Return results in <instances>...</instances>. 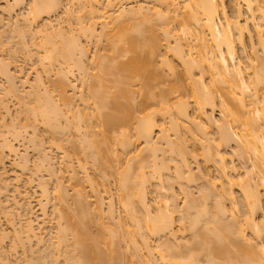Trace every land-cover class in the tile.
<instances>
[{
	"label": "bare ground",
	"instance_id": "obj_1",
	"mask_svg": "<svg viewBox=\"0 0 264 264\" xmlns=\"http://www.w3.org/2000/svg\"><path fill=\"white\" fill-rule=\"evenodd\" d=\"M58 1H60V0H31L30 1L31 6L29 4V6H30L29 11L31 10V13L33 12L31 15H34V13H36V17H37V15L38 16L40 15L38 12L41 13V11L43 12V10H46V12H47L48 9L50 11L51 8L56 6V4H59ZM191 1H192L191 2L192 4L188 3V1L185 2V0H183V2H185L184 3L185 5H183V6L187 7V9H189V7L187 5H189L190 7L191 6H193V7H191V9H189V10H185L187 12H184L182 14L180 21L177 20V22H180L178 25V28L173 29L172 27H170V23L173 21V19H176L175 18L176 14L175 15H172V14H174L177 11L175 4L181 3V2L180 1L178 2L177 0H159V3H160L159 7L160 8L157 6L158 8L155 7V9L154 8L152 9V13H153L152 17H153V15L157 16V17H154L155 20L158 17L160 19L163 18L161 21H165L167 19L166 21L168 23H165L166 21L164 22L163 25L161 23H159L162 25V26H160V30L163 33L162 38H160V35H158L159 32H157V31H160V30H156L157 29V26H155L156 23L153 25L154 21L152 22V21L147 20L146 21L147 23L144 22L143 26H141L143 24V22H141V20H140V22H137L136 24L134 23V25H133V23L132 24L127 23L129 19H126V18L128 16H129V18H131V17L133 18V17H137V16H138L137 18H139V19L141 18L140 15L144 14L142 12V10L144 8L143 6H137L136 8L134 7L133 11H131L132 8L130 9V11L124 9L127 12L129 11L127 13V17L125 18L127 22L125 21L126 22L125 23L123 21L124 22L123 23L121 20V22L123 24L118 22L120 25L116 24V27H113V26H115L116 21H118V20L120 21V19H122V16L125 14V11L122 9L121 11H123V13L117 11L118 12L117 14L111 16V14L108 13V12H110L109 10H111V9H109V7L111 5L109 6L110 2L109 3L107 2L108 3L107 5L109 6L108 12L106 11L107 13L103 14L102 13L103 10L101 11V13H102L101 16H103L104 18H101L102 21L100 20L101 25H102L100 30H103V32L101 31L100 33L104 34V30L106 28L105 25L108 22L109 23L112 22L114 24L112 26L114 29L111 28V31H112L111 33H110V30L106 31V32L110 33L108 40L106 38V37H108L107 36L108 34L105 36V39L108 41V42L105 41L106 42L105 44L106 45L108 44L107 49L109 48L108 50L110 52L106 50L104 54H107V57L109 56V58L111 59V60L108 59L109 63L111 65L108 62H106L107 65H105V63H104V66L106 68L104 70L103 63H101V65L97 64L98 67L97 66L96 67L97 68L100 67L99 70L101 69V67H103L102 69L104 70L105 76H101V74L103 75V73L101 72L102 70L99 72L96 69L97 72L100 73V75L96 72H94L93 74H96V75L98 74L97 78H99V79H101L103 77L101 80L102 82L99 81V79L95 78L96 80L99 81V82L97 81V83H96V85H98V84L99 85L97 87L94 86L97 90V93H96L95 88H93V89L89 88V90H90L89 95L94 96L96 99H99L97 104H95L96 101L93 103V108H91V109H93V111H95V112L92 111L93 115L95 113V115L98 116V119L100 121V123H99L100 125L97 123L98 127H100L99 129L97 127L98 131L100 132V135H99L100 138L98 137V135H96V133H95L96 130H95V132L92 131V134H91L95 138L94 139L92 137V140L94 139V141H92L93 143L91 142V138H90L91 136L89 137V135H90L89 133H91V132H89L87 135L88 139H85L86 135L84 138H80V139H83L81 141H84V139H85V141H87V146L92 147L91 144L95 145V147L93 146L94 152L92 150V152L90 154L95 153L97 156L98 154H100V153L103 154V152H105L106 155L104 153L105 157H103V158L104 159L106 158L108 162L110 160H108L109 157L107 156V154L110 153L108 155H111V151H112L111 147H109V145H115L116 143H118V145H120V147L125 148L123 150H126L127 147H129L128 145L132 143V140H131L132 137H134L133 141H136V140L138 141V139L139 140L142 139V141L144 142V144H143L144 146L142 147L141 150L147 149L146 151L149 154V156H148L149 158L147 157L148 160L146 161V157H145V161H144V157L141 156L143 160L137 161V163H138V164H136L137 168H135L134 166H131L130 164H127L128 169L125 167L126 166L125 165L124 166L125 169L122 168V171L120 169L121 172L118 171L120 173L118 176V180H119L118 189L120 188L119 190H121V191H119V192L122 193V196L124 195L123 197L120 195L121 200H123L122 205L127 210L128 214L130 216V219H131L130 221H132V223H131L132 224V226H131L132 227V230H131L132 233L130 232V230L126 229L127 226L125 224L124 226L126 228L124 230H127L129 232L128 233L127 231H125V234L126 233H127V235L129 234L128 238L130 235L132 236V234L136 235V236L134 235L133 237H130L129 239H127V240H130L129 241L130 243L132 242L130 245H132L134 252H136L135 250H138V248L136 247L137 245L139 246L137 241H139L140 244L142 245V247L145 249L144 255H146L145 256L146 258H144V259L141 258L143 260L142 262L144 264H157L158 261H161L163 264H189V263L190 264H264V254H262V250H264L263 249L264 243H260V242L258 243L257 241H254V239H253V238H255V240H257L258 238H260L264 234V223L263 224L261 223V221L264 222V0H234V1L231 0V5H232V7H234V19L230 18L227 15L228 13L226 10L227 7L225 5L226 4L225 0H191ZM80 2H81V0H80ZM97 2H98V0H97ZM241 2L244 4V7H245L246 11L248 12L247 16H245V17H242L243 13L240 10V5H241L240 3ZM15 3H16V1H15ZM17 3H21V2L19 1ZM81 3L83 4V2H81ZM91 3L92 2H90L89 4H91ZM93 3H96V2L94 1ZM186 3H187V5H186ZM103 6H105V5H103ZM161 6H163V7L161 8ZM104 8L105 7H103V9ZM91 11L93 12V10H91ZM96 11H97V9H96ZM28 14H29V12H28ZM97 15L100 18V12ZM149 16L151 17V14H149ZM146 17L147 16H145V18H144V15L142 16V18H144L145 20L148 18V17L147 18ZM169 17L170 18L173 17V19L170 20ZM33 18H35V17L33 16ZM33 18H31V19H33ZM164 18H165V20H164ZM133 19H135V18H133ZM150 19H152V18H150ZM256 19L260 20V23L258 22L259 23V29H256L254 27V33H253L249 29L248 23L250 21H252V20L254 21ZM75 20H77V18ZM80 20L81 19H79V21ZM145 20L142 19V21H145ZM136 21H137V19H136ZM148 21L151 24H149ZM133 22H135V21H133ZM158 22L159 21H157V23ZM45 23H43V25ZM77 23H79V22H77ZM47 24H45V25H47ZM29 25H31V24H29ZM110 25H112V24H110ZM27 26H26V28H27V30H29L30 28ZM89 26H93V25H90V23H89ZM104 26H105V28H104ZM107 26H108V24H107ZM46 27L43 28L44 31H45ZM155 27H156V29H155ZM85 29L86 28H83L81 31L85 32L84 31ZM232 29L235 30L234 31L235 33H233ZM15 30H16V28H15ZM21 30H19V31L21 32ZM42 30L39 28L38 32L40 33ZM56 30H58V29H56ZM56 30L54 29L55 32H56ZM106 32H105V34H106ZM61 33H59V34H61ZM78 33L79 32H77V35H78ZM245 33L247 35H245ZM62 34L56 35V36L61 38ZM68 34L65 36V38H67ZM97 34H99V33H97ZM253 34L255 35L254 38L256 39L255 44L253 43V42H255V40L253 39ZM90 35H92V34H89V36ZM100 35H102V34H99L96 38L99 37L101 39L102 37ZM185 35L188 36L189 41H188V39L186 40V38L184 37ZM49 36H51V35H49ZM94 36H95V33H94ZM244 36H247V39L250 40L248 43L249 47H250L249 48L250 56L248 57L247 55H249V54L246 53L247 55L244 54V56H243L244 58L240 59L238 54H237V50H236L237 46L236 45H238V47H240L241 51H243L245 53L246 44H245V37ZM23 37H24V35H23ZM23 37H21L22 40H24ZM73 37H74V35H73ZM62 38H61V40H63ZM45 39H47L49 41L48 38L45 37ZM79 39L80 38H78V40H77V38H75V37L73 39L71 38V40L74 42L73 47L71 45L73 42L70 44L69 40H67L69 43H66L63 40L62 46H60V45L57 46L55 44L58 49L53 44L55 42H53L52 43L53 45H51L52 49L46 50L45 53L43 54L44 56L41 58H43V60L46 59L47 64L49 63V66L53 63V62L51 63V61L56 56H59V58L60 59L62 58V60L69 58L70 60H72L71 62H73L72 67L75 64L74 67L79 69V67H77L78 64H76V62L73 61V59H71L72 56L75 55V53H76V55L78 54V57H80V56L82 57V54L84 55L83 52L84 51L86 52V50L83 49L84 45L82 46L80 44L81 41ZM251 39H253V41ZM76 40L78 42L79 41L80 42L76 43L77 42ZM183 40H186L185 43L183 42ZM98 41H99V39H98ZM187 41H188V43H187ZM23 42L26 43L25 40ZM47 42H46V44H47ZM49 43H51V41H49ZM63 43H64V45H63ZM160 46L163 47V49L161 50L162 52H160ZM23 47H24V44H23ZM49 47H50V45H49ZM25 48H27V47H25ZM47 48H45V49H47ZM193 48H195V55H193L191 53V50ZM108 52H109V54H108ZM123 56L126 59L120 60L119 57H123ZM74 57H76V56H74ZM102 57L104 58L106 56L102 55ZM55 60H56V62H59V61H57L59 59L56 58ZM103 60L105 61V58ZM175 60L178 61V63H179L178 65H180L181 69H178L179 67L176 66L177 63H174ZM1 61H0V63H1ZM99 61L100 60H98V63H99ZM66 62H67V60H66ZM77 62H78V60H77ZM54 63H55V61H54ZM64 63H65V61H64ZM68 63H69V61H68ZM81 63H83V62H81ZM1 64L3 66V67L1 66V68H4V67L7 68L6 70H5V68L3 69L4 72L2 71V73H4V77H9V78H7L9 80H7V81L11 82L10 78L12 77L13 73L9 72L8 67L6 65H4L3 62ZM84 64H86V63H84ZM108 64H109V66H108ZM243 64H244V66H243ZM64 65H66V64H64ZM68 65H67V67L72 68ZM81 66H83V65H81ZM43 68H41V69H43ZM60 68H61V66H60ZM195 68H196V70L198 68L197 73H195V71H194ZM245 68H246V70L247 69L248 70L246 71ZM44 69H46V68H44ZM83 69H84V67H83ZM62 70L63 69L61 68L60 72H63V73H61V75H64V73L67 69L64 71H62ZM46 71H47V69H46ZM67 71H66V73H69ZM245 71L247 72L246 74H245ZM5 73H6V75H5ZM84 74H86V73H84ZM37 75H38L37 78L34 77L35 78L34 82L35 81L36 82L33 83L34 87L33 86L32 87L35 88L36 90L37 89L44 90V91H42V93L44 94L45 92H48V91H46L45 87L43 86L44 83L40 79L41 75L39 73ZM65 75H67V74H65ZM99 76H101V77H99ZM59 77L63 78L60 75H59ZM66 77L67 76H65V78ZM105 77H107L108 79ZM204 77L207 80H205ZM65 78H63L64 79L63 83H66V82H64V81H66ZM163 78H166L168 80V85L166 87L160 86V82ZM68 79L69 78H67V80ZM26 80L24 79V81H26ZM59 80L61 82L62 79L59 78L58 81ZM24 81H23V83H25ZM103 81H105V82L107 81V83H105ZM63 83H60V85L58 84L59 96H60V99L62 98V101H64V100L67 101L68 97L66 98V96H65V87H64L65 85ZM68 83H69V81H68ZM56 84H57V82H56ZM106 84H108V85L110 84L109 87H107L108 85H106ZM10 85H12V84H10ZM93 85H94V83H93ZM90 86H91V84H90ZM87 87H89V85ZM14 88H11V89H14ZM41 88H43V89H41ZM100 88H102V89H100ZM28 89H29V87H28ZM16 90H18V89L16 88ZM34 90L29 89V91H32V94H29V95L33 96V94L36 93V95L34 97H36V100H37V99H39V98H37L38 92L34 91ZM92 90L94 91V93L91 92ZM39 92L41 93V91H39ZM14 93H15V91H14ZM25 94H26V92H25ZM91 94H94V95H91ZM96 94H97L98 98L96 97ZM217 94H218V97H220L219 100H216V99H218ZM98 95H100V96H98ZM135 95H140L142 98V102L147 103V106L149 107L145 111L142 110V113L139 110L140 109L139 107L138 108L135 107V110H136V108L138 109L136 111L133 109L134 107L132 105L135 104L133 102V101H135L134 99H136ZM49 96L50 95H48L46 93L45 97H42L46 100V101L44 100V102H42V103H44L43 105H41L42 104L41 103V104H38L37 106L35 105L36 106L35 107L34 103H32V105L34 107H32V105H29L31 107L28 109H29V112H30V109H32L31 113L33 115H30V117H32V116L37 117L34 119L32 118L33 120H35V119H36V121L39 120V122L42 123L43 126L46 125L47 127L50 128V129L48 128V130H50L52 132L53 130H56V128L61 127V124H59L60 120L58 118L59 117L60 118L61 117L67 118L66 117L68 114L67 112L68 111L70 112L71 109L67 106L70 104H67V102L65 103V101H64L66 108L63 111L62 107L61 108L59 107L61 104H59L57 101H54V99H52ZM40 100H42V99L40 98ZM68 100L70 101V98ZM69 101H68V103H69ZM94 104L97 105L96 108H95ZM62 105H63V103H62ZM216 105H219L220 110L222 111L221 112L222 115L219 116L218 118L213 117V115H212V112L215 110ZM190 106H192V107H190ZM84 108L85 107H83V109L82 108H80V109L84 110ZM95 109L97 111H99V114H98V112L96 114ZM26 111H27V109H26ZM138 111H140L141 114H139ZM83 112L88 113V111H83ZM137 112H138V114H136ZM74 113H76V112H74ZM85 115L84 116L86 118H87V116L88 117L90 115L92 116L91 112L88 114H85ZM84 116H81V117L84 118ZM72 117H73V115H72ZM67 119H65V121ZM74 119H73V121H74ZM132 120H133V123H132ZM258 120H260V123L258 122ZM73 121H72V123L75 124V122H73ZM97 122H98V120H97ZM184 122H186V123L189 122L194 127V128H192V132L190 131L191 129L189 130L187 127V131H190V132H188L187 135L185 134L186 133V128H185L186 123L183 125ZM130 123L132 126L130 125ZM189 123H187L186 126H189L188 125ZM3 124H6V123L3 122ZM57 124H58V126H57ZM67 124H69V121L67 122ZM79 124L80 123H78V127H80ZM85 124H87V125L90 124L89 128L87 127V131H88L91 128L90 127L91 123H85ZM233 124L234 125L236 124V125L234 126ZM46 126H44V127H46ZM182 126H184L183 130H185V133L182 132V129H181ZM3 127H4V125H3ZM3 127H2V129L5 131L6 126L4 128ZM7 127H10V125ZM63 127H61L60 129L65 128V127L64 128ZM73 127H74V125H73ZM83 127H85V129H86V126H83ZM124 127H126V128H124ZM128 127H130V128L133 127V130L129 129ZM210 127L213 128L212 132L214 131V134H213L214 136L211 135L213 138L212 137L210 138L207 136L208 134L210 135V133H207L209 131ZM235 127H237L238 130H235L236 129ZM14 128L12 127V129H14ZM127 128L130 131H129V133L126 134V132H128ZM9 130L10 129H8V131ZM23 130H25V129H23ZM64 130H60V131H64ZM131 130H132V132H131ZM193 130H194V132H193ZM17 131L18 130H16L15 132H17ZM98 131H97V134H98ZM168 131H170L173 134L172 138H170L171 134H169ZM19 132H20V130H19ZM59 132H57V133H59ZM113 132L114 133L117 132V134L119 133V135H116ZM130 132H131V135H129ZM0 133H1V131H0ZM55 133H53V134H55ZM85 133H87V132H85ZM93 133H95V134H93ZM108 133L110 134V136L112 134L115 135V137L113 135H112V137H114V139L116 138L117 140L115 139L116 141L115 140L113 141V138L108 136L109 135ZM154 133H157V134H154ZM206 133H207V135H206ZM14 134L15 135L11 134L12 137L16 136L18 133H14ZM154 135H156L155 139H154ZM0 136L3 137V135H1V134H0ZM82 136H84V135H82ZM96 136L98 138H96ZM116 136H119V138H117ZM109 137H110V140L112 138L111 141L109 140L111 142V144H108L109 143L108 142ZM16 138H18V137H16ZM135 138H136V140H134ZM97 139L100 141L98 142ZM2 140H5L4 144H3L4 146L1 144L0 145L3 146L2 148H4V147L5 148L2 150L0 149V165L1 164L3 165V162L5 161L4 156L2 154V153H5L4 151H8L12 155L17 154V149L13 143L12 144L7 143L6 142L7 138H4ZM94 142H96V143L94 144ZM97 142L100 143L99 144L100 149L96 148V146H98ZM114 142H116V143H114ZM106 143L108 144V147L107 146L105 147ZM84 144L86 145V143H84ZM190 144L191 145L196 144L198 147L191 149V146H189ZM85 145H82V146H85ZM188 146L190 147V150H189ZM80 148H81V146H80ZM41 149H42L41 151H40V149L38 151L41 152V155H42L41 157H43L42 161H41L42 165L45 162L46 164H49L48 167H50L52 165V163H50L51 162L50 161L51 159L49 158L50 156L48 157L47 156L48 154L45 152V150H43V148H41ZM112 149H115V148L112 147ZM193 150L197 152V153L195 152L196 155L200 156L204 163L209 161L217 170L216 182L219 186V192H216L215 189H214L215 192H212L213 190L211 191V194L215 193V194H213L214 196L212 195V197H214L215 199L211 198V199H213V204H212L213 206L211 205L212 207H214L213 209L211 208L210 205H208L209 203L205 204V201H206L205 199L210 195V193H208V195H207V192H204L207 195V197L203 198L204 199V200L202 199L203 201L199 200L201 202L200 203L199 201L198 202L196 201L194 194H192V195H194V197H192L191 193H187V192H189L188 188H187L188 191L186 189H184L185 184L183 182L185 181V183H186V179H187V183H188V181L192 180L191 176H190L192 173L190 171L191 168H190V164H189L190 163L189 159L190 158H192L193 160L196 159V155L194 154ZM158 151L160 152L162 158H160V157L158 158ZM89 152H90V150H89ZM96 152H99V153H96ZM114 152H112V155H114V156L117 155V153L116 152L114 153ZM84 153H85V151H84ZM166 153H167V157L169 156V159H172L174 161V163H173L174 165L172 166L173 168H171V169H173L172 170L173 176L162 171L163 169L166 170L168 168L167 167L168 164L165 163V161L167 162ZM232 153L238 159L239 158H240V160L242 159L241 161L244 164H245V162L251 160V163H250L251 166L248 165V167L245 168V171H243L244 177L239 176V178H237L236 182H234L232 180V178H230V172L234 171V166L232 164L227 165V162H226L225 156H224L225 154L232 155ZM87 154H88V152H87ZM95 154H93L92 156L94 157ZM168 154L172 155V157H170V155H168ZM234 155H232V156L234 157ZM98 156L101 157V154ZM163 156H165V157H163ZM189 156H190V158H189ZM103 158H101V159L98 158L99 161H101L100 162L101 163L100 168L102 169L104 167H107L109 170L110 162L108 164V162L105 160L106 163L104 164L103 160H102ZM157 158L160 159V161L157 160ZM93 159H94V162H97L95 157ZM172 160H169V161L171 162ZM25 161H26V159H25ZM175 161H176V163H175ZM102 163L104 164L103 165L104 167L102 166ZM18 165H19V163H18ZM105 165H107V166H105ZM23 166L21 165L22 169H24ZM130 166L135 168V170H134L135 172L133 170H131L132 168H130ZM149 166H151L150 170L146 171L145 170V169H147L146 167L149 168ZM255 166H257V170H256L257 173H256V171H254L256 169ZM46 167H47V165H46ZM68 167H69V164H68ZM144 167H145V169H144ZM249 167H251V169ZM107 168H104V169L107 170ZM129 168L131 171L129 170ZM53 169H55L54 166H53ZM53 169L51 168V171L49 174L54 177L57 174H56V171L54 172L55 174L53 173ZM111 169H113V168H111ZM127 170L130 172V174L127 173ZM167 170L166 171L169 172V169H167ZM197 170L200 173V169L197 168ZM103 171L105 172V170H103ZM110 171L112 172V170H110ZM104 172H103V175L105 174ZM132 172H134L133 173L134 175H132ZM183 173H185V174H183ZM258 173L259 174L261 173V175H259ZM128 174L130 176L131 175L132 176L130 177ZM163 175L164 176L168 175L167 180H170L169 178L174 177L176 179V181H175V179H174V181L173 180L172 181L178 183L180 185V187L181 186L184 187V188L181 187V189H180V187L178 186L180 190L186 191V192H184V197H187V200H185L186 204L184 203L185 204L184 213L179 214L180 215L179 216V224L180 225L177 224L178 227H177V225L176 226L174 225V219H173V213L176 210V207L174 208V203L173 204L171 203L172 201L176 200L174 198L175 197L174 192H173V190L170 191V189H172V187H170V185H169V189L166 187H165L166 190L164 189V186L162 184V179L165 177ZM201 176H202V178H204L203 175H201ZM15 178L18 179L19 178L18 175H16ZM183 179H184V181L182 182L181 180H183ZM16 181H18V180H16ZM54 183H55V190H56L55 194H58L57 196L65 195V193L62 194V192H64V188H63V191L60 192V190L62 189L60 179L56 178V182H54ZM152 183L154 184L153 189L148 188L149 184H152ZM168 184H169V182H168ZM170 184H171V182H170ZM182 184H184V185H182ZM231 184L237 185V190L239 192L238 200L234 197L233 191L230 189ZM4 186L8 187L6 184H3V187ZM160 187L161 188L163 187L162 189L165 190L166 194L167 193L168 194L166 196L160 195L161 197H158L157 200H155L153 203H151L147 197L148 192H151V191L158 192V190H160L159 189ZM188 187H189V185H188ZM40 188H41V186H40ZM43 188L45 190V191H43L44 195L48 194V193H46L47 188L42 187L41 190H43ZM210 190L208 189L209 192H210ZM57 191L60 192L61 194L57 193ZM16 192H18V194L21 193L20 190L16 191ZM25 192H24V194H22L23 197L20 194V196L22 198L26 197ZM171 192H173V194ZM43 193L41 191L42 195H43ZM201 194L202 193L200 191V194H197V195H199V196H197V198H200ZM75 195L78 196L75 198H80L81 192L77 189V190H75ZM168 197H170V198H168ZM201 197H203V196H201ZM224 197H225V199H228L231 202L232 208L234 211H235V209L237 210L238 206H240L241 218H238L239 217L238 215L233 214L234 212L230 213L231 214L230 216H226V214H227L226 210L227 209L223 203L224 201L221 200ZM56 198H57V200H59V202H61L63 197H60V198L56 197ZM101 198H102L101 195H100V197L99 196L97 197L98 200H101ZM208 198H207V200H208ZM12 199H14V198H12ZM46 199L47 198H45V202L47 203L48 199L47 200ZM14 200H16V199H14ZM63 200H64V198H63ZM170 200H172V201L170 202ZM101 201H99V202L102 203ZM15 202L18 203L17 201H15ZM99 202L97 201V203H98L97 206H99L101 209V206H100L101 204ZM40 203H42V202H40ZM82 204H80V205H82ZM27 205L25 207L26 208L25 210H27V207H28ZM42 205L44 206V203ZM110 206H111V204H109L107 206V207H109V209L107 208L109 210L108 212H106L107 215H105L106 213L104 214L106 217L109 216L108 213L111 214L114 211L113 209H111ZM206 206H210V207L207 208ZM99 207H97V208H99ZM84 208H86V207H84ZM84 208H80V209L84 210ZM232 208H230V209H232ZM210 209H212V212L209 211ZM101 210L98 211V209H97V211H95V212L96 213L97 212L98 213L99 212L104 213ZM111 210H113V211H111ZM42 211L43 212L40 215L41 216L43 215L42 218H44L46 215V211L44 212V209H42ZM84 211H86V209ZM57 212H59V213H57V214H59L58 216L61 217V219H58V220H62V216L60 215V210H58ZM62 213H63V211L61 212V214ZM84 213L90 214L91 212L88 213V210H87V212H84ZM101 213L97 214V215H99L101 217ZM236 213H238V212H236ZM260 214H261L260 217H262V215H263V220L258 218V215H260ZM63 215L66 216V214H63ZM97 215H96V217H98ZM81 216H82L81 218H83L84 216L87 217L86 214L81 215ZM85 217L83 219H85ZM42 218H41V221H43ZM9 220H10V218H9ZM67 221H68V219H67ZM89 221L87 220V223ZM111 221H113V220H111ZM118 221L120 222V220H118ZM10 222H12V220H10ZM66 222H64V224L62 222V224L65 227H61L62 225H59L60 222L59 223L57 222L58 223L56 225L57 231H55V233H57L59 230V232H58L59 234L57 235L58 237L56 236L58 240L56 239L54 241V243L56 241L59 242L58 248H59V246L63 245V244L60 245L62 242L64 244H66L65 241L68 238L67 237V234H68L67 231L69 230L68 236H71L70 237L71 239H69L71 246L69 244H67V245L70 246L71 248H67V245H66L67 250H65V252L66 251L67 252L65 255H67L66 256L67 258L64 257L65 259H68V261L69 260L71 261V263H70V261L68 262L69 264H109L111 257H110V254H108V253H110V251L109 252L106 251V250H109V247H107V246H109V244H111L110 243L111 240H109L110 242H108L109 236L107 237L105 234L102 235L101 233H100V235H98V233H97L96 234L97 237L95 236L94 239L93 238L91 239L88 236V235H90V234H88L89 231L87 232L88 228L87 229L85 228L86 224L84 225L81 222H79V224H78V222H76L78 225H76V223H72V225L70 226V223H69L68 227H66V225H65ZM84 222L86 223V220H84ZM100 222H102V221H100ZM114 222H116V221H114ZM185 224L193 233V234L191 233L192 240H191V238L189 240L192 242L193 246L191 247L190 253H188L186 256L185 255H182L183 257L181 256V259L183 260L182 261L179 258L180 256L175 257L176 255L173 252V250L176 249L177 246L181 245L182 242H179V240L174 241L172 238H174L175 231L176 230L178 231V229H181V227L184 226ZM122 225L123 224H121L120 227H122ZM37 226H38V224H37ZM102 226H103V224H102ZM102 226L100 225L101 228H103ZM131 227L128 226V229ZM38 228H39V226H38ZM40 228H41V226H40ZM64 229H67V231L66 230L64 231ZM104 229H105V231H104V233H105L106 228H104ZM246 229L247 230L249 229V231H251L250 234H251V238L253 239L252 241L250 239H247L246 234H245ZM35 230L36 229L33 226L32 220H28L26 225H25V230H24L26 238L28 239V238L32 237V239H33V237H35V238L38 237L39 234L36 235L37 233L35 232ZM101 230L103 231V229H100L99 231H101ZM120 230L122 231V229H120ZM18 231H20V230H18ZM110 231H107V233ZM15 232H17L16 229H15ZM20 233H21V231H20ZM13 234H14V231H13ZM17 234L15 233L14 235H17L18 238H21V235H19V232H17ZM156 234L157 235H166L167 239H165V241L163 240L164 242L159 244L162 248L156 247V248H159V250L154 252V254H156L154 256L152 254L153 253L152 247L150 246V243H148V241H149L148 237L151 235L154 236ZM125 237H127V236H125ZM164 238L165 237H162V239H164ZM22 239H19V240H22ZM37 240L40 243L43 239L41 238V240L40 239H37ZM29 241H31V240H29ZM129 242H127V243L129 244ZM262 242H263V240H262ZM23 243H24V241H23ZM187 244H188V242H187ZM189 244H191V243H189ZM48 245H50V244H48ZM52 245L55 246L56 244H52ZM130 245H128V246H130ZM132 247H129V248H131V250H132ZM174 247H176V248H174ZM181 247H183V246H181ZM185 247H186V245H185ZM111 248H112V246H111ZM153 248L155 249V246ZM160 248H161V251H160ZM187 248H189V246ZM70 249L71 250L75 249L78 251L77 257L71 255L73 253L70 254V252H71ZM112 249H114V247ZM75 250H74V252H75ZM41 251L42 250H40V252ZM58 251H60V250L58 249ZM40 252H37V253H39V255H40ZM44 252H45V250H44ZM51 252H54V251H51ZM138 252H139V250H138ZM176 252H178V251H176ZM179 252H180V250H179ZM49 253H47V255L43 253L44 256H47V257L49 256L48 259H46L45 257H41L42 260H39L38 257H33V261H34V258L38 259V260H36V262L34 261V263H32V264H44V263L51 264ZM111 253L114 254L115 253L114 250H113V252L111 251ZM51 254L54 255L53 253H51ZM199 254H201L202 257L205 255L206 259L203 257L204 259H203V261L201 260L202 261L201 262L200 261L201 257H199L200 256ZM33 255H34V253H33ZM115 255H116V253H115ZM133 255L135 257L138 256V255H135V253H133ZM32 256H31V258H32ZM55 256H56V254H55ZM139 256H141V255H139ZM112 257H113V255H112ZM116 257H117V255H116ZM198 257H199V259H198ZM1 258H2V256H1ZM51 258L53 261H55V259L52 256H51ZM56 258H58V257H56ZM183 258H185V259H183ZM65 259H63V260H65ZM113 259H115V258H113ZM138 259L136 258L137 262H138ZM2 260H0V261H2V263H3L5 259H2ZM6 262H8V261H6ZM26 262H28V261H26ZM31 262H32V260H31ZM31 262H28V263L31 264ZM142 262H139V263H142ZM161 262H159V263L162 264ZM63 263H65V262H63ZM5 264H7V263H5Z\"/></svg>",
	"mask_w": 264,
	"mask_h": 264
},
{
	"label": "rangeland",
	"instance_id": "obj_2",
	"mask_svg": "<svg viewBox=\"0 0 264 264\" xmlns=\"http://www.w3.org/2000/svg\"><path fill=\"white\" fill-rule=\"evenodd\" d=\"M15 1H16V3H15ZM19 1L21 3H17ZM30 1L31 0H22V1L21 0H18V1L17 0H0V59L2 60V61L1 60L0 61H1V63L3 62L4 65H6L8 67V70H9L10 73L11 72L13 73L12 77L10 78L11 82L7 81V80H9V79H7L9 77H4V73H2L3 69L5 68V70H6L7 68L6 67L1 68L2 64L0 63V131H1L0 134L3 135V137L0 136V142H1L0 144L3 145L4 141L6 139L5 140H2V139L7 138L6 142L7 143H11V144L13 143L14 146L16 147V149H17V154L16 155H12L8 151H4L3 150L5 153L6 152L7 153L6 154L2 153L3 156H4L5 161L3 162V165L2 164L0 165V182H1L0 183V255L2 256V258L0 256V260L5 259L4 262L7 263V264L9 262H10L9 264H24V263L25 264H30L28 262H31V260H32V262H31V264H32V263H34V261L36 262V260H38V259L34 258V261H33V257H38L39 260H42L41 257H45L46 259H48L49 256L48 257L44 256V254L47 255V253L50 252L49 254H50V260H51L50 263L51 264L52 263L53 264H65V263L69 264L68 262L70 260L68 261V259H65V258H67L66 257L67 255H65L66 252H67V251L65 252V250H67L66 249V245L69 244L71 246V243H70V240H69V239H71L70 238L71 236H68L69 235V232H68L69 230L67 231V229H64V231L66 230L67 233H68V234L66 233L68 238L65 241L66 244H64L63 242L62 243L60 242L61 243L60 245L63 244L62 245L63 247L59 246V248H58L59 242H57V241H56L57 243L56 242L54 243V241L58 237L57 235L59 234L58 233L59 230H58L57 233H55V231H57V229H56L57 226L56 225L60 222L59 225H62L61 227H65L63 224L68 219L69 222L67 221L65 223L66 227H68L69 223H70V226L72 225V223H76V222H78V224H79V222L83 223L84 225L86 224L85 228L86 229L88 228L87 232L89 231L88 234H90L88 236L91 239L92 238L94 239L95 236L97 237V235H96L97 233H98V235H100V233H101L102 235L105 234L107 237L109 236L108 237V242H110L109 240H111L110 243L112 244L111 245V244L108 243L109 246H107V247H109V250H106L107 252L110 251V253H108V254H110V257H111L110 261H109V264L110 263L111 264H142L143 263L142 259L146 258L145 257L146 255H144L145 254V251H144L145 249L142 247L140 242L137 241L139 246L137 245L136 247L138 248L139 252H138V250H135V249L134 250L136 252H134L132 245H130L132 242L130 243L129 242L130 240H127V239H129L130 237H133L135 234H132V236L130 235L129 238H128L129 234L128 235H127V233L125 234V231H127V230H130V232H131V230H132V227H131L132 226V224H131L132 221H130L131 220L130 216H129L127 210L122 205L123 204L122 203L123 200H121L122 193L119 192V191H121V190H119L120 188L118 189V187H119L118 176L120 174L119 172L122 171V168L125 169L124 168L125 165H126L125 166L126 168H127V164H130L131 166H134L135 168H137L136 167L137 166L136 164H138L137 161L138 160H143L142 157H144V161H145V157H146V161L148 160L147 157L149 156V154L146 151L147 149L141 150L142 147L144 146L143 145L144 142L142 141V139H140V140L138 139V141H137L136 138L134 139L136 141H133L134 137H132L131 140H132L133 144L132 143L129 144L128 145L129 147H127L126 150H123L125 148L120 147V145H118V143H116V142H114V143L117 144V145L115 144L116 146L115 145H109V147H111V150H112L111 151V155H112V152H114V151L118 155V156L117 155H115V156L112 155L111 156V155H108V154H110V153H108L107 156L109 158L107 156L106 157L108 158V160H110L109 161L110 164H109L107 159L103 158L106 155L105 152H103V154L100 153L101 157L98 156L100 154L97 155L98 157L96 156L95 153L90 154L92 152L93 148L95 147V145L91 144L92 147L87 146V141H85V139H88L87 135H88L89 132H91V133H89L90 134L89 137L91 136L90 137L91 138V142L94 141L95 138L91 134H92V131L95 132V130H96V132H95L96 135H98V137L100 135V132L98 131V129L100 128V127H98V124L100 123V121L98 119V116L95 115V113H94L95 116L93 115V112H95V111H93V109H91V108H93V103L96 101L95 104H97L99 99H96L94 96H90L89 95V92H90L89 88L93 89V88H95V87H97L99 85V84L96 85V83L98 81L96 79H99V78H97L98 77L97 75L98 74L100 75V73H98L97 70L99 72L102 70L101 72L103 73V75L101 74V76H105L104 75V70L106 68L104 66V63H105V65H107L106 62L109 63V60H111L109 58V56L107 57V54H104L106 50L109 51L108 50L109 48L107 49L108 44L106 45L105 43L108 42L107 40H108V38L110 36V33L112 32L111 28L116 27V24L122 23L123 21L125 22L126 19H129L128 22L127 21L126 22L130 23V24L133 23V25H134V23L136 24L137 22H140V20H141V22H143L142 25L140 24L141 26H143L144 22H146L147 20L152 21V22L154 21L153 25L155 23L157 24V25L155 24V26H157V29H156V27H155V29L156 30H160V26H162L167 19L165 20V18H164L165 21H161L163 18L160 19L158 17V18H156V20L158 19L157 21H159L157 23V21L154 19V17H157V16L153 15V17H152V14H153L152 13V9L153 8L155 9V7H157V6L159 7L160 6L159 0H98V2H97V0H94L96 3H93L94 2L93 0H81V2H83V4L80 2V0H60V1H58L59 4H56V6L51 8L50 11H49V9L47 10L48 13L46 12V10H43V12L41 11V13L38 12L40 15L39 16L37 15V17H36V13H34V15H31L33 12L31 13V10L29 11V9H30L29 7L31 6V2ZM89 1L92 2V3L89 4L90 3ZM177 1L178 2L180 1L181 3L175 4V7L177 8L176 9L177 11L174 14L171 13L172 15L176 14L175 15L176 19H173V17L170 18L171 16L169 17L170 20L173 19V21L170 23V27H172L173 29H177L178 28V25H179L180 22H177V20L180 21L182 14L184 12H187L185 10H189V9H191V7H193V6L190 7L189 5H187V3H186V5L189 7V9H187V7L183 6V5H185L184 3L187 2V1H188V3H191L192 2L191 0H185V2H183V0L182 1L181 0H177ZM107 2L108 3L110 2L109 6L110 5L111 6L113 5V6L112 7L110 6L111 7L110 8L107 5L108 4ZM225 3H226L225 5L227 7L226 8L227 13H228L227 15L230 18L234 19V7H232V5H231V0H225ZM29 4H30V6H29ZM240 4H241L240 5V10L243 13L242 17H245V16H247L248 12L246 11V9L244 7V4L242 2ZM103 5H105V6H103ZM102 6L105 7L104 8L105 10L103 9ZM137 6H143L144 7L143 10H142V12L144 14L140 15L141 18L140 19L137 18L138 16L137 17H133L135 19H133L132 17H131L132 18L131 19V18H129V16L127 17V13L130 11V9L132 8L131 11H133L134 7L136 8ZM108 7L111 10H109ZM162 7L163 6H161V8ZM96 9H97V11H96ZM122 9L123 10L126 9V10H129V11L127 12L126 10H124L126 15L124 14L122 16V19H120V21L119 20L116 21L117 23L115 22V26H113L114 24L112 22H110V23L108 22L107 23L108 26H107V24L105 25L106 28L104 26V28H105L104 34H105L106 31H109V30H110V33L106 32L105 35L103 33H100L101 31L103 32V30H100L101 27H102L101 18H104L103 16H101V14L102 13L106 14L108 12V10H109L110 12H108V13L111 14V16H113V15L118 13L117 11L123 13V11H121ZM91 10H93V12ZM101 11H102V13H101ZM28 12H29V14H28ZM97 12L98 13L100 12V18L98 17V15H97L98 13ZM148 13L151 14V17L149 16ZM143 15H144V18H145V16H147V17L149 16V17L148 18L146 17L147 19L145 20L144 18H142ZM33 16L35 18H33ZM31 18H33V19H31ZM76 18H77V20H75ZM150 18H152V19H150ZM79 19H81V20L79 21ZM136 19H137V21H136ZM142 19L145 20V21H142ZM121 20H122V22H121ZM133 21H135V22H133ZM149 21H148V23H149ZM252 21H250L248 24H249V29L254 33V27L256 29H259L260 20L256 19L253 22ZM77 22H79L80 24L82 23V24L80 25ZM43 23H45V24L48 23V24L47 25H45V24L43 25ZM89 23H90V25H93V26H89ZM159 23H161L162 25L159 24ZM165 23H168V22L166 21ZM29 24H31V25H29ZM110 24H112V25H110ZM149 24H151V23H149ZM25 25L26 26L28 25L27 27H29L30 29L27 30ZM44 27H46L45 31L43 29ZM15 28H16V30H15ZM39 28L41 30L43 29L40 33L38 32ZM83 28H86L84 30L85 32L81 31ZM54 29L55 30L58 29V30H56V32H55ZM19 30H21L22 33ZM234 31L235 30H233V33H235ZM77 32H79L78 33L79 36L77 35ZM96 32L99 33V34H102V35H100L102 37L101 39L99 37L96 38L99 35ZM157 32H159L158 35H160V38H162L163 37L162 36L163 33L161 32V30L157 31ZM59 33L62 34L61 38L63 37L62 39L66 43L70 42V44H71L73 42L71 40V38L73 39L75 37V38H77V40H78V38H80L79 39L81 41L80 44L82 46L84 45L83 49L86 50V52L85 51L83 52L84 55L82 54V57L81 56L78 57V54L76 55V53H75L74 56H76V57L72 56V58H71V59H73V61L76 62V64H78V66L77 65L76 66L79 67L80 70L77 69L76 67H74L75 64L72 67L73 62H71L72 60H70L69 58L62 60V58L60 59L59 56H56L51 61V63L52 62L53 63L52 64L50 63L51 64L50 66H49V63L47 64V61H46L45 58H44L45 60H43V58H41V57L44 56L43 54L45 53L46 50H51L52 49L51 45H53V44L55 45L56 44L57 46H59V45L62 46L63 40H61V38L56 36V35H61ZM94 33H95V36H94ZM67 34H68V36H67V38H65V36ZM89 34H92V35L89 36ZM19 35L21 37H23V35H24L23 39L25 40V42L27 44L23 42L24 40H22V38ZM49 35H51V36H49ZM73 35H74V37H73ZM106 35L108 36V37H106L107 40L105 39ZM245 35H247V34L245 33ZM45 37L48 38L49 41H51V43H49V41L47 39H45ZM184 37L186 38V40L188 39V41H189L188 36L185 35ZM244 37H245V44H246L245 53L243 51H241V49H240V47H238V45H236L237 46L236 47L237 54H238L240 59H243L244 58L243 56L246 53L249 54V55L246 54L248 57L250 56V53H249V48L250 47H249V44H248L250 40L247 39V36H244ZM254 37H255V35L253 34V39L255 40V42H253V43L255 44L256 43V39ZM98 39H99V41H98ZM253 39H251V40L253 41ZM67 40H69V42ZM186 40H183V42L185 43ZM188 41H187V43H188ZM46 42H47V44H46ZM53 42H55V43H53ZM79 42L77 41L76 43H79ZM22 43L24 44V47H23ZM64 43H63V45H64ZM49 45H50V47H49ZM71 45L73 47L74 42ZM57 46H56V48H57ZM25 47H27V48H25ZM44 47L45 48L48 47V48L45 49ZM162 49H163V47L160 46V52H162L161 51ZM109 52H108V54H109ZM191 53L193 55H195V48H193L191 50ZM102 55L106 56V57H104L105 61L103 60L104 58L102 57ZM56 58L59 59V60H57L59 62H56V60H55ZM119 58H120V60L126 59V58H124V56L123 57H119ZM66 60H67V62H66ZM77 60H78V62H77ZM98 60H100L101 62L99 61V63H98ZM54 61H55V63H54ZM64 61H65V63H64ZM68 61H69V63H68ZM81 62H83V63H81ZM63 63L66 64V65H64ZM84 63H86V64H84ZM101 63H103L104 70L102 69L103 67H101L100 70H99L100 67L97 68L98 67L97 64L101 65ZM174 63H177L176 66L179 67L178 69H181L180 65H178L179 63H178L177 60H175ZM80 64L83 65V66H81ZM109 64H108V66H109ZM67 65L72 67V68L67 67ZM42 66L44 68H46L47 71ZM60 66L63 69L62 71L67 69L68 71L67 70L66 71L69 72V73H66V71H65L64 75H61V73H63V72H60L61 71ZM243 66H244V64H243ZM83 67H84V69H83ZM41 68H43V69H41ZM197 70H198V68H197ZM197 70H196V68L194 69L195 73H197ZM245 70H246V68H245ZM246 71H245V74L247 73ZM94 72H96L98 74L97 75L93 74ZM38 73L41 75L40 79L44 83L43 86L45 87V90L48 91V92H45L44 94L42 93V91H44V90H39V89L36 90L35 88H33L34 87L33 83L36 82V81L34 82V79L37 78V76H38L37 74ZM84 73H86V74H84ZM65 74H67V75H65ZM5 75H6V73H5ZM59 75L62 76L63 78H65V76H67L65 78L66 81H64L66 83H63L64 79L59 77ZM101 76H99V77H101ZM107 77H105V78H107ZM59 78L62 79L61 82H60V80L58 81ZM67 78H69L70 80L69 79L67 80ZM102 78L99 79V81H101ZM24 79L25 80L27 79V80L24 81ZM205 80H207V79L205 78ZM23 81L25 83H23ZM68 81H69V83H68ZM56 82H57V84H56ZM103 82H105V81H103ZM60 83H63L65 85L64 86L65 87V96H66V98L68 97V99L70 98V101L68 99H67V101H65V100L64 101H65V103L67 102V104H70V105H67V106L71 109V111L67 112L68 114H67L66 117L67 118L69 117L68 119L64 118V117H61V118L59 117L58 118L60 120L59 124H61V127L64 126L65 128L64 127L63 128L65 130L64 129H60L61 127H59V128H56V130H53L52 132L55 133L56 131L59 132L60 130H64V131H60L59 133L56 132L55 134H53L50 130H48L49 127H47L46 125H44V126H46V127H44L42 125V123L39 122V120L38 121H36V119L33 120L34 118H37V117H35V116L34 117L33 116L30 117V115H33L31 113L32 109H30V112H29L28 108L31 107L29 105H32V103H34V106L35 105L37 106L38 104H41L42 102H44L45 99L42 98V97H45V94L47 93L48 95H50L49 97L54 99V101H57L59 104H61L59 107L60 108L62 107V110L64 111L65 108H66V105L64 104V101H62V98L60 99L59 91H58L59 90L58 84L60 85ZM93 83H94V85H93ZM105 83H107V81ZM10 84H12V85H10ZM90 84H91V86H90ZM88 85H89V87H87ZM106 85H108V84H106ZM109 85L107 87H109ZM167 85H168V80L166 78H163L161 80V82H160V86L161 87H166ZM28 87H29L30 90H32V89L34 90L35 89L34 91L38 92L37 93L38 94L37 98H39V99L36 100V97H34L36 95V93L33 94V96L29 95V94H32V91H29ZM11 88H14V89H11ZM16 88L18 90H16ZM41 89H43V88H41ZM100 89H102V88H100ZM13 90L15 91V93H14ZM95 90H96V88H95ZM39 91H41V93ZM25 92H26V94H25ZM91 92L94 93L93 90ZM96 93H97V90H96ZM91 95H94V94H91ZM98 96H100V95H98ZM96 97H97V94H96ZM40 98L43 101L40 100ZM135 98H136V99H134L135 101H133L135 104L132 105L134 107L133 108L134 110H135V107H137V108L139 107L140 108L139 110L142 113V110L145 111V110H147L149 108L147 106V103H143L142 102V98H141L140 95H135ZM217 98L218 99H216V100H219V98H220V97H218V94H217ZM68 101H69V103H68ZM62 103H63V105H62ZM43 104L44 103H42L41 105H43ZM34 106L32 105V107H34ZM83 107H85L84 110H82ZM96 107H97V105H95V108ZM190 107H192V106H190ZM80 108H82V109H80ZM137 108H136V110H138ZM26 109H27V111H26ZM83 111H88V113L91 112L92 116L90 115L89 117L87 116V118H86L85 114H88V113H86V112L84 113ZM140 111H138L139 114H141ZM74 112H76V113H74ZM97 112L99 114V111L96 110V114H97ZM138 112L136 114H138ZM221 112L222 111L220 110L219 105H216L215 110L212 112V115H213V117L218 118L219 116L222 115ZM72 115H73V117H72ZM81 116H84L85 119L83 117H81ZM65 119H67V120L65 121ZM73 119H74V121H73ZM71 120L73 122H75V124L77 123L76 124L77 126L74 123H72ZM97 120H98V122H97ZM68 121H69V124H67ZM3 122L6 123V124H3ZM258 122L260 123V120H258ZM78 123H80L79 124L80 127H78ZM85 123H91V126H90L91 130L89 129L90 131L89 130L87 131V127L89 128L90 124L87 125ZM132 123H133V120H132ZM185 123L186 122H184L183 125ZM187 123H189V122H187ZM2 124L4 125V127L5 126L7 127V126L10 125V127H7L8 129H10L9 130L10 132L8 131V129L6 127H5V129H6L5 130L6 132H5L2 129V127H3ZM186 124H185L186 133H185V130H183L184 126H182V128L181 127L180 128L182 129V132L187 135L188 132H190V131L192 132V128H194V127L192 126L191 123L188 124L189 126H186ZM73 125H74V127H73ZM130 125H131V123H130ZM11 126L13 128L14 127L15 128L12 129ZM57 126H58V124H57ZM83 126H86V129ZM97 127H98V129H97ZM187 127H188L189 130L190 129L191 130L187 131ZM124 128H126V127H124ZM128 128L133 130V127H131V128L128 127ZM128 128H127L128 132L125 131L126 129L124 130L126 132V134L129 133V131H130V130H128ZM235 128H236L235 130H238L237 127H235ZM15 129L18 130V131L15 132L16 131ZM23 129H25V130H23ZM19 130H20V132H19ZM132 130H131V132H132ZM212 130H213V128L210 127L209 131L207 130L208 131L207 133H210V135L209 134L207 135V133H206V135L208 137H210V138L212 136H214L213 135L214 131L212 132ZM97 131H98V134H97ZM170 131H168V133L171 134L170 138H172L173 134ZM85 132H87V133H85ZM117 132L114 133V134L119 135V133L117 134ZM131 132H130L129 135H131ZM193 132H194V130H193ZM14 133H18L19 135L17 134L16 136L12 137L11 134L15 135ZM95 133H93V134H95ZM154 134H157V133H154ZM82 135H84V136H82ZM85 135H86V138L84 139V141H81L83 139H80V138H84ZM112 135L110 136V134H109L108 136L112 137ZM113 136L115 137V135H113ZM155 136L156 135H154V139H155ZM14 137L15 138L18 137V138L15 139ZM92 137L94 138L93 140H92ZM98 137L96 136V138H98ZM110 137L108 139V142H109L108 144H111L110 141L112 140V138H113V141L116 139V138L114 139V137H112L111 140H110ZM116 137L119 138V136H116ZM99 141L100 140H98V142ZM84 143H86V145ZM95 143L96 142H94V144ZM99 144L100 143H98V146H96L97 149H100V147H99L100 145ZM108 144L106 143L105 147L106 146L108 147ZM79 145L81 146V148H80ZM82 145H85L87 148L85 146H82ZM195 145H191L190 144L189 146H191V149H194V148L198 147L197 145L196 146ZM3 146L0 147L1 150L5 148V147L2 148ZM112 147L115 148V149H112ZM41 148H43V150H45V152L48 154L47 155L48 157L50 156L49 157L51 159L50 163H52V165L50 164L52 167L51 166L50 167L52 169H53V166L55 167V169H53V173L56 171L57 175L54 176V177L49 174L50 171H51V168L48 167L49 164H46L43 161L44 163L42 165L41 161H42L43 157H41L42 156L41 152L38 151L39 149L41 151L42 150ZM82 149L85 151V153H84V151ZM89 150H90V152H89ZM189 150H190V147H189ZM87 152H88L89 155L87 154ZM93 152H94V150H93ZM99 152H96V153H99ZM193 152L196 155L197 152L194 151V150H193ZM104 153H105V155H104ZM93 154H95L94 157L96 158L97 162H94V159H93L94 157L92 156ZM159 154H160V152L158 151V158L159 157L162 158L161 154L160 155ZM168 155H170V154H168ZM172 155H170V157H172ZM232 155H234V154L232 153ZM232 155L225 154L224 156H225V160L227 162V165H231L232 164L234 166V171L230 172V178H232V180L234 182H236V180H237V178H239V176H243L244 177L243 171H245V168H247L248 165H250L251 160L245 162V164H244L241 161L242 159L240 160V158L238 159L235 155H234V157ZM163 157H165V156H163ZM166 157H167V153H166ZM24 158L26 159V161H25ZM98 158H100V159L103 158L102 160H103L104 164L106 163V161L108 162V164L110 166L109 170H108L107 167L103 166L104 165L103 163H102V166L104 168H107V170L104 169V168H102V169L100 168V164H101L100 162L101 161H99ZM158 158H157V160L160 161V159H158ZM189 158H190V156H189ZM169 160H172V159H169V156H168L167 157V162L165 161V163L168 164V166H167L168 168L167 169H169V172H167L168 171L167 169H166L167 171L165 169H163L162 171L166 172L167 174H170L171 176H173L172 175L173 174L172 173L173 169H171V168H173L172 166L174 165L173 164L174 161L172 160L170 162ZM189 162H190L189 164H190V168H191L190 171L192 173L190 176H191L192 180L188 181V183H189L188 184L187 183V179H186V183H185V181H184L185 178H184L181 181L182 182L184 181L183 183L185 184V188L183 186H181V187H183L186 190L188 188L189 192H187V193H191V195L194 194L195 195V199H196L197 202L199 200H202L203 198L207 197L208 193H210V195H209L210 197L209 196H208L209 198L207 197L208 200H207V198L205 199L206 200L205 204L209 203L208 205L211 206L213 204V199H211V198H214V197H212V195L215 194V193L211 194V191L213 190L212 192H215V191L219 192V186H218V184L216 182L217 170L215 169V167L209 161L204 163L202 161L201 157L198 156V155H196V159H194V160L192 158H190ZM18 163H19V165H18ZM175 163H176V161H175ZM68 164H69L70 168L68 167ZM21 165L22 166L24 165L23 166L24 169H22ZM46 165H47V167L49 169L46 167ZM105 166H107V165H105ZM131 166H130V168H132L131 170L134 171L135 168H133ZM255 167H256V169L254 171L257 170V166H255ZM111 168H113V169H111ZM130 168H129V170H130ZM146 168L147 169H145V167H144V169L146 171L150 170L151 166H149V168L148 167H146ZM197 168L200 169V173L198 172ZM249 168L251 169V167H249ZM120 169H121V171H120ZM103 170H105V172ZM110 170H112V172ZM103 172L105 173L104 175H103ZM134 172H132V175H134L133 174ZM127 173L130 174V172L128 170H127ZM256 173H257V171H256ZM183 174H185V173H183ZM16 175H18V177H19L18 179L15 178ZM201 175H203L204 178H202ZM259 175H261V173ZM55 177L60 179L61 186H62L61 188L62 189L60 188L61 190L60 189L59 190H60V192H62L63 188H64V192H62V194L65 193V195L57 196L58 194H55L56 193L55 192L56 191L55 190V183H54V182H56V178ZM164 177L165 178L162 177L164 179V180L162 179V184L164 186V189H165V187L169 189V185H170V187H172V189H170V191L173 190L174 196H175V197L174 196L173 197L176 199V200L174 199L175 201L170 200V202L172 201L171 202L172 204L174 203V208L176 207V210L173 213L174 225L175 226L177 224L180 225L179 224V216H180L179 214H183L184 213V206L186 204L185 200H187V197H184V192H186V191L180 190L181 189L180 185L178 183H176V182H173L174 179H175L174 177L169 178L170 180H167L168 175H166ZM16 180H18V181H16ZM175 181H176V179H175ZM168 182H169V184H168ZM170 182H171V184H170ZM3 184H6L8 187H6V186L3 187ZM184 184H182V185H184ZM187 184L189 185V187H188ZM40 186H41V188H40ZM178 186L180 187V189H179ZM42 187L47 188L46 189V193H48V194L45 193L46 195H44L43 191H45V190H44V188H43V190H41ZM153 187H154V184L152 183V184H149L148 188H150V189L152 188L153 189ZM162 188L160 187L159 188L160 190H158V192H156V191L148 192L147 197H148V200L151 203H153L155 200H157L158 197H161L162 195L166 196L168 194V193L167 194L165 193L166 189L163 190ZM77 189L81 192V197L80 198H75V197H78V196L75 195V190H77ZM208 189L209 190L211 189L210 192L208 191ZM214 189H215V191H214ZM230 189L233 191L234 197L238 200L239 192L237 190V185L236 184H231L230 185ZM19 190L21 191V193L19 192L21 195L24 194V192L26 191L27 193L25 192V195H26L27 198L26 197H24L25 199L22 198L23 195L21 197L20 194H18V192H16V191H19ZM41 191H42V193H43V195L45 197L41 194ZM200 191L202 193L201 196H203V197L200 196V198H197V196H199L197 194H200ZM60 192L57 191V193H60ZM173 192H171V193L173 194ZM204 192H207V195ZM100 195L102 197L101 198L102 201L98 200L99 198L97 199V197L98 196L100 197ZM194 195H192V197H194ZM56 197H59V198L63 197L64 200L62 198V200L60 199L61 202H59V200H57ZM12 198H14L16 200H14ZM45 198L48 199L47 203L45 202ZM168 198H170V197H168ZM221 200L224 201L223 203H224V205H225V207L227 209L226 210L227 211L226 212L227 213L226 216H230L231 215L230 213L234 212L233 214H236V215L239 216L238 218H241V210H240L241 208H240V206L237 207V210L235 209V211L238 212V213H236L233 210L232 204H231V202L228 199H225V197H224ZM15 201H17L18 203H16ZM97 201L98 202L99 201L102 202V203L99 202L101 204L100 206H101L102 210L100 209L99 206H97L98 205ZM40 202H42V203H40ZM24 203L26 205L29 203L27 205L28 206L27 210H25L26 209L25 208L26 205ZM43 203H44V206L42 205ZM79 203L80 204L83 203V204L80 205ZM108 203L111 204L110 207H111V209L114 210V211L111 210V211H113V213H111V214L108 213V215L110 217L109 216H107V217L105 216V215H107L106 212L109 211L108 210L109 207H107L109 205ZM210 206H206V207L209 208ZM212 206H211V208L213 209L214 207H212ZM84 207H86V208H84ZM97 207H99V208H97ZM80 208H84V210L86 209V211H84L83 209H80ZM96 208L98 209V211L101 210L104 213H101V212H99V213L97 212L96 213L95 212V211H97ZM230 208H232V209H230ZM42 209H44V212L46 211V215H45L44 218H42L43 215L42 216L40 215L43 212ZM212 209H210L209 211L212 212ZM58 210H60V215L62 216V220H58V219H61V217L58 216L59 214H57V213H59V212H57ZM87 210H88V213H90V212L91 213L90 214L84 213V212H87ZM62 211H63V213L61 214ZM100 213H101V217L99 215H97V214H100ZM63 214H66V216L63 215ZM85 214L87 215V217L84 216L85 219H83L84 217L81 218L82 217L81 215H85ZM96 215L98 217H96ZM260 216H261V214L258 215V218L263 220V215H262V217H260ZM9 218H10V220H12V222H10ZM41 218H42L43 221H41ZM28 220H32L33 226L36 229L35 230V232L37 233L36 235L39 234V236L36 237V238L40 239V240H41V238L43 239L40 243L35 237H33V239H32V237H30L31 239L30 238H28V239L26 238L24 230H25V225H26ZM84 220H86V223L84 222ZM87 220L88 221L90 220V221L87 223ZM111 220H113V221H111ZM118 220H120V222ZM100 221H102L103 223L100 222ZM114 221H116V222H114ZM62 222H63V224H62ZM261 223L263 224L264 222L261 221ZM37 224H38L39 228H38ZM78 224L76 223V225H78ZM102 224H103V226H102ZM121 224H123L122 227H120ZM125 224H126L127 228L124 226ZM100 225L103 228H101ZM178 225H177V227H178ZM40 226H41V228H40ZM128 226H130L131 228L128 229ZM182 227H181V229H178V231L177 230L175 231V235H174L175 239L172 238L174 241H178L179 240V242H182L181 245L177 246V248L174 247L176 249L173 250V252L176 255L175 257L180 256L179 257L180 260H182L181 259L182 255L186 256L188 253H190L191 247L193 246L192 242L189 241L190 238L192 240V237H191L192 231L186 226V224L184 226H182ZM14 228L16 229L17 232H19V235H21V238H18V236H17L18 234H17V232H15ZM104 228H106V232L105 233H104V231H105ZM125 228L127 230H124ZM100 229H103V231L102 230L99 231ZM120 229H122V231ZM18 230H20L21 233ZM246 230H245V232H246L245 234H246L247 239H250L251 241L254 239V241H257L258 243L259 242L260 243H264V234H263V236L258 238L259 240L257 238H256L257 240H255V238H253V239L251 238V234H250L251 231H249V229L247 231ZM13 231H14V234L16 233L17 235H14ZM107 231H110L111 233L110 232L107 233ZM125 236H127V237H125ZM162 237H165V238L162 239ZM19 239H22V240H19ZM165 239H167L166 235H157L156 234L154 236L151 235V236L148 237V240H149L148 243H150V246L152 247V251H153L152 254L154 256L156 255V254H154V252L159 250V248H156V247H161L159 244L164 242ZM29 240H31V241H29ZM112 240L114 242L115 241L116 242L114 243ZM262 240H263V242H262ZM23 241H24V243H23ZM127 242H129V244ZM187 242H188V244L189 243H191V244L188 245ZM47 243L50 244V245H48ZM52 244H56V245L53 246ZM128 245H130V246H128ZM185 245H186V247H185ZM70 246L67 245V248H71ZM111 246H112V248L114 247V249H112ZM154 246H155V249L153 248ZM181 246H183V247H181ZM188 246H189V248H187ZM56 247L60 251H58V249ZM129 247H132V250ZM263 247H264V245H263ZM161 248H160V251H161ZM40 250H42L41 251L42 253L40 252ZM44 250H45V252H44ZM74 250L75 249H72V250L70 249V251H71L70 254L73 253L71 255L77 257L78 251L75 250V252H74ZM113 250L116 253L117 257L115 255V253L114 254L111 253V251L113 252ZM179 250H180V252H179ZM51 251H54V252H51ZM176 251H178V252H176ZM37 252H40V255ZM33 253H34V255H33ZM51 253H53L54 255H52ZM133 253H135V255H138V256L135 257L133 255ZM55 254H56V256H55ZM262 254H264V250H262ZM112 255H113V257H112ZM139 255H141V256H139ZM199 255H200L199 257H201L200 261L201 260L203 261V259L205 258V255L203 256L204 258L201 256V254H199ZM31 256H32V258H31ZM51 256L55 259V261L52 260ZM56 257H58V258H56ZM199 257H198V259H199ZM113 258H115V259H113ZM136 258L137 259L139 258L138 262H137ZM63 259H65V260H63ZM183 259H185V258H183ZM2 261H0V264H5L4 262L2 263ZM6 261H8V262H6ZM26 261H28V262H26ZM63 262H65V263H63ZM139 262H142V263H139ZM159 262H161V261H158L157 264H160ZM70 263H71V261H70ZM44 264H47V263H44Z\"/></svg>",
	"mask_w": 264,
	"mask_h": 264
}]
</instances>
